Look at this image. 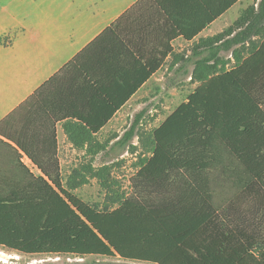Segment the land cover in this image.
Here are the masks:
<instances>
[{
	"label": "trees",
	"instance_id": "1",
	"mask_svg": "<svg viewBox=\"0 0 264 264\" xmlns=\"http://www.w3.org/2000/svg\"><path fill=\"white\" fill-rule=\"evenodd\" d=\"M134 7L110 25L65 68L0 122V248L24 255L105 257L146 264H264V0L242 11L219 35L201 39L193 51L173 54L170 36H136ZM150 45V47H148ZM129 56L103 68L101 78L133 81L123 100L107 93L109 113L94 117L69 113L101 127L165 63L172 80L198 83L187 100L149 135L152 148L132 180L133 195L112 211L78 200L70 182L80 186L86 174L107 187L110 168L91 163L70 172L63 183L37 158L48 148L34 145L36 133L20 119L26 109L48 108L66 69L101 54ZM236 65L225 70L221 54ZM182 62L177 68L173 64ZM50 93H53L52 91ZM60 94V93H59ZM46 95V96H45ZM142 114L134 117L126 140L134 136ZM76 143L77 141L73 139ZM99 149L88 148L92 162ZM26 156L46 179L36 178L21 162ZM57 173V168L54 170Z\"/></svg>",
	"mask_w": 264,
	"mask_h": 264
},
{
	"label": "crops",
	"instance_id": "2",
	"mask_svg": "<svg viewBox=\"0 0 264 264\" xmlns=\"http://www.w3.org/2000/svg\"><path fill=\"white\" fill-rule=\"evenodd\" d=\"M255 2L258 0H0V122L132 7V19L139 25L136 36H170L174 38L170 42L173 54L185 57L201 39L222 33ZM172 58L168 55L161 68L96 129L69 116L67 108L69 113L94 117L93 124H99L111 104H106L104 94L100 97L98 92L119 102L134 83L128 78L103 79V68L121 61L132 64L133 60L107 53L95 61L82 60L74 77L77 68L66 69L59 82L45 91L46 95L53 94L52 104L38 109L37 115L32 114L33 109H26L19 116L36 133L34 145L49 150L37 159L50 167L53 176L64 180L70 174L64 172L65 166L91 159L85 155L88 148L100 150L94 157L97 159L109 149L144 144L145 138L137 134L138 126L143 118L158 114L156 86L165 81L162 73L167 72ZM181 63H174L173 68ZM140 114L134 136L126 140L124 134ZM20 160L36 178L46 179L26 156Z\"/></svg>",
	"mask_w": 264,
	"mask_h": 264
},
{
	"label": "rangeland",
	"instance_id": "3",
	"mask_svg": "<svg viewBox=\"0 0 264 264\" xmlns=\"http://www.w3.org/2000/svg\"><path fill=\"white\" fill-rule=\"evenodd\" d=\"M188 54H185V56ZM226 61L224 66L225 70H229L236 65V61L230 53L221 54ZM192 64L185 65V77H176L172 80V87L168 88L166 81L173 77V72L163 71L162 75L165 81L157 85L158 97L156 99L155 108L157 113L154 117H147L142 119V125L138 126L137 134L145 138V146L129 145L124 148H115L106 150L97 159L92 162L78 161L76 164L65 166L64 172H72L79 170L81 174L83 170L81 167L85 164L91 163L95 168L106 165L110 168L107 178V187L102 188L96 178L86 174V182L77 186L74 182H70L73 186L71 193L82 203L99 211H112L118 204L133 195L132 180L136 173L141 168L142 163L149 159L152 153V148L147 142L149 135L153 130L161 124L163 119L170 113L184 103L188 96L196 89L198 83H194L190 79L192 71ZM165 95L166 101H165ZM165 105L168 107L165 110ZM145 128L151 130L145 131ZM141 139V137H139ZM147 145V146H146ZM79 156H82L79 154ZM69 175L63 177V183L66 182ZM0 264H146L138 262L124 261L119 258H105V257H84L78 258L74 256H56V255H24L7 251L0 248Z\"/></svg>",
	"mask_w": 264,
	"mask_h": 264
}]
</instances>
